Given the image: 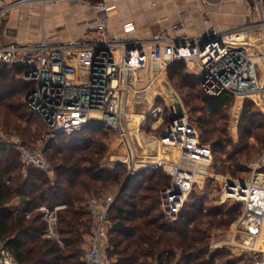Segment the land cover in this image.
<instances>
[{"label": "built area", "instance_id": "2783aa9c", "mask_svg": "<svg viewBox=\"0 0 264 264\" xmlns=\"http://www.w3.org/2000/svg\"><path fill=\"white\" fill-rule=\"evenodd\" d=\"M28 1L30 0H16L0 5V64L6 65L10 70H19L21 77L33 84L25 101L40 116L47 130L42 134V144L39 146L22 142L13 145L20 154L23 174L30 165L50 172L46 148L55 138L64 133H74L90 124H100L103 128L116 132L123 142L126 149L123 161L129 174H134L138 165H159L169 169L173 180L160 190L161 209L166 217L177 220L194 183L201 176L192 179V169H201L196 163L198 160L202 166L206 163L209 165L212 158L210 150L200 144L195 127L183 112L172 117L164 130L166 135H161V142L166 143L175 127H179L177 133L180 137L190 129L195 131L196 145L207 151L205 159L192 158L197 159H190L196 165H190L187 162L189 151L180 143L168 144L171 148H179V157L176 159L179 162L166 159L169 163L172 162L171 166L164 159L152 157L150 160L151 157L141 155L137 144L138 142L143 147L141 140L137 137V142L135 141L131 132L132 122L123 111L124 96L130 90L143 93L151 89L158 90L154 92L156 99L160 97L166 100L159 91L163 85L171 88V95H175L182 103L177 91L166 81L165 73L170 64L183 60L196 68L201 88L208 95L216 96L226 92L236 99L242 96L243 99L264 102V43H256L253 34V30H264V0H253L255 18L239 28L219 30L211 26L205 34L193 37L178 32L182 25L176 24L169 29L161 28L149 39L138 43L109 32L107 3L106 0H99L90 3L100 13L97 23L78 38L59 43L47 37L5 41L4 38L9 36L7 22L12 9L15 5ZM133 28V23L125 25L126 30ZM164 80L166 82L160 85ZM169 109L173 111L171 106ZM154 112L158 114L160 109L154 108ZM162 118L163 115L160 114L159 121ZM181 119L183 122H178ZM178 140L181 142L182 139ZM258 157L256 163L250 166L253 171L250 176L243 180L226 178L221 184L222 201L236 199L243 204L239 217L232 224V234L224 242L241 247V257L235 264H264V242L260 239L264 228V172H261L264 167V151ZM177 163L188 167V170L179 167ZM181 171L189 174L185 182H181L182 177H178ZM205 173L208 178L214 176L210 172ZM205 184L201 188L200 197L207 203L216 197V185L213 179ZM117 194L105 199L98 196L88 199L87 210L93 226L92 231L85 235L82 255L84 264L114 262L108 240L112 226L109 213ZM65 207V203L54 206L41 204L27 216L30 217L35 211L41 212L46 222L43 237L58 239V212ZM235 237L239 238L238 242ZM59 241L62 243L60 239ZM0 264H19L4 240H0Z\"/></svg>", "mask_w": 264, "mask_h": 264}, {"label": "trees", "instance_id": "16d2710c", "mask_svg": "<svg viewBox=\"0 0 264 264\" xmlns=\"http://www.w3.org/2000/svg\"><path fill=\"white\" fill-rule=\"evenodd\" d=\"M186 66L185 61L178 60L168 69L184 79L181 86L187 87L186 105L201 113L195 116L198 129L213 141V152H225V133L218 115L225 117L223 107L232 102L233 96L226 92L210 96L196 90L202 89L200 78L185 73ZM32 87L19 70L0 64V106L3 104L7 115L5 127L21 134L22 143L33 141L35 136L23 121L40 118L25 101ZM260 116L247 100L239 125L242 144L228 154L230 163L226 167L234 173L241 170V157H251L254 145L244 138L254 137L264 144ZM103 129L100 124H92L70 137L60 135L57 145L51 142L46 148L51 173L30 165L23 174L19 152L13 145L0 144V240L14 252L19 264H84L85 235L93 226L88 199L111 187L119 192L128 174L121 163L114 170L102 165L108 148L101 137ZM151 169L131 174L111 205L108 240L113 264H220L218 253L209 249V229L234 222L241 213L239 204L224 210L206 207L205 200L197 197L192 204L184 205L178 220L169 222L161 209L160 190L170 176L163 167H158L156 174ZM59 203L66 204L58 212L59 238L43 237L46 222L41 212L35 211L30 217L27 214L41 204Z\"/></svg>", "mask_w": 264, "mask_h": 264}, {"label": "rangeland", "instance_id": "374dc122", "mask_svg": "<svg viewBox=\"0 0 264 264\" xmlns=\"http://www.w3.org/2000/svg\"><path fill=\"white\" fill-rule=\"evenodd\" d=\"M253 34L255 35V40H257L256 43L261 44L264 43V34L262 30H257L254 31ZM264 48V47H263ZM261 49V48H260ZM169 68V67H168ZM187 70V66L185 69V73ZM174 70H169L167 69L165 76H166V81L171 84L173 89L177 91L178 95L181 98L182 101V110L187 114L188 116V121L190 124H192L198 134V139L200 144L204 145L205 147H208V150H210L211 153V162L209 165L205 164L203 167L206 169V172H210L211 174H214L213 177H207L208 175L205 173L204 175H201L199 178H197L196 183H194L193 189L191 193L187 196L184 205L187 202H192L197 199V197L201 196V188L206 186V182H210L212 179L215 183V191L214 195L216 196L213 201H208L205 203L206 207H222L224 210H226L228 207L232 206L233 204H239L241 207L240 210H242L243 204L241 201L236 200V199H230L226 201H222L221 196H220V189H221V184L223 180L226 178L232 179V180H238V179H245L248 176L252 174V168L250 167L252 164H255L256 161L258 160V156L264 151V144L258 142L254 137L250 138H244V140H248L251 144H253L252 148V153L250 158H244L241 157V162H242V167L241 170H237L236 173L232 172L230 168L227 169V165L230 163V160L228 159V154L231 152H234L235 148H238L242 143L240 139V131L242 129L240 125V119L242 117L243 113V107L245 102L248 100L249 102L252 103V108L257 111L258 113L261 114L260 117H258V121L261 120V122H264V102L261 100H257L258 102H255L251 98H238L236 99L233 97V100L230 104L227 106L223 107L222 114L225 115V117H219L218 119V124L221 125L225 133V143H226V150L225 152H213V141H210L206 139L204 133L198 129V124L195 116H198L201 113H196L191 111L190 107L186 105V90L187 87H182V81L181 75L179 73L173 74ZM263 73V72H262ZM189 75V74H188ZM191 76V75H190ZM262 77V76H261ZM262 80L264 78L262 77ZM165 80L160 83V85L163 82H166ZM137 83V81L135 80ZM264 83V82H263ZM161 89L159 91L164 95L166 100H162L160 97L159 99H156L154 96V92L158 91H152L151 89L147 90L146 92L143 93H135L133 90H130V93H126L124 96V100H126L129 104V109L134 110L135 113L137 114L138 120H133L132 123V134L133 137L135 138V141L138 138L141 140V144L143 147L138 144V152L141 155H146L148 157H151L150 160L154 158H161V150L162 146L164 145L161 142V135L163 131L166 129L168 124L171 122L174 111H170L169 109V100L167 99V96L172 94V89L166 88L165 86L161 85ZM154 88V87H153ZM165 90H164V89ZM196 90L202 92L205 95H208L205 93L202 89H199L195 87ZM241 99V100H240ZM136 100L138 102H136ZM125 102V101H124ZM135 102V103H133ZM243 102V103H242ZM159 108L160 112L157 114L156 112L153 113L154 108ZM239 107V109H238ZM162 114L163 118L161 121H159L158 117L159 115ZM141 115V116H140ZM143 115V116H142ZM6 113L3 110V104L0 106V144H5V145H17L20 142H22V137L21 134H19L17 131L13 129V131L7 130L6 129ZM140 116V117H139ZM216 117V118H218ZM128 119H132V116L130 117L128 115ZM133 124L135 127H133ZM22 125L28 126L32 132L35 133L34 140L29 141V139L26 137V145H34V146H39L42 144L41 142V136L43 133L47 132L45 125L43 124L42 120L40 118H36L35 116L32 117V119L27 122V120H24ZM92 125V124H90ZM89 125L85 128H88ZM140 130H139V129ZM84 129V128H83ZM104 131L101 132L103 136H101L105 142L107 143V152L105 154V157L103 158L102 165L106 168H110L114 170L117 168V166H120V163L123 165L125 170L128 173L127 166L124 163L123 159L125 158L126 155V149L123 144V142L120 140L118 137V134L114 131H110L107 129H103ZM80 131V130H79ZM78 132V131H77ZM75 133V132H74ZM74 133L67 134L69 137L72 136ZM61 137V136H60ZM60 137L58 136L57 138L54 139V145H57L59 141H61ZM153 139V140H152ZM157 141V142H156ZM159 141V143H158ZM158 143V144H157ZM154 144V145H153ZM52 144V146H54ZM169 158L168 160H176L179 157V148L177 149L176 147H169ZM181 153V152H180ZM46 158L48 159V156L46 154ZM163 157L161 158V160ZM187 162L193 166H195V162H192L190 159L187 160ZM186 169V166L181 165ZM158 167H163V171L166 172L169 176L170 179L168 180L169 182H172L173 177L170 175L169 169L164 167V166H147V167H141V165H138L136 167L134 174H136L138 171L145 169V168H152L151 171L154 170V174H156V171L158 170ZM226 167V168H225ZM123 169V168H122ZM195 169V168H193ZM261 172H264V167L261 168ZM131 174H127V176ZM189 176L188 174H183L181 175V181L185 182ZM216 177V179H215ZM216 180V181H215ZM163 187V186H162ZM118 190L116 187H111L106 191H103L99 193L97 196L101 197L102 199H105L107 196L112 195L115 196L117 194ZM184 207V206H183ZM182 207V208H183ZM182 210V209H181ZM206 212V209H204ZM181 212V211H180ZM165 215V214H164ZM226 216V214H225ZM180 217V213H179ZM178 217V219H179ZM165 218L169 222H175L176 220H171L169 217ZM177 219V220H178ZM232 223L229 225H219L215 226L211 229H209V249L210 252H216L218 253V262L220 264H225V263H235L239 261L240 256V251L241 247L235 245V244H225V241H228L232 234ZM207 224H204V227H207ZM236 238V237H235ZM239 238H236V241L238 242ZM264 242V241H263ZM214 243V245H213ZM217 243V244H216ZM220 243V244H219ZM213 245V246H212Z\"/></svg>", "mask_w": 264, "mask_h": 264}, {"label": "crops", "instance_id": "0c3cea01", "mask_svg": "<svg viewBox=\"0 0 264 264\" xmlns=\"http://www.w3.org/2000/svg\"><path fill=\"white\" fill-rule=\"evenodd\" d=\"M13 1L16 0H0V5ZM91 2L94 1L30 0L15 5L7 22L9 36L4 39L27 41L47 37L59 43L78 38L95 26L100 15L91 7ZM106 3L109 32L133 43L176 24L182 25L178 32L194 37L205 34L211 26L232 30L255 18L253 0H106ZM128 23H133L134 28L126 30ZM186 65L187 74L199 77L191 63ZM160 152L171 166L172 162L166 160L169 149L162 148ZM199 163L201 169H194L192 179L206 172Z\"/></svg>", "mask_w": 264, "mask_h": 264}, {"label": "bare ground", "instance_id": "6f19581e", "mask_svg": "<svg viewBox=\"0 0 264 264\" xmlns=\"http://www.w3.org/2000/svg\"><path fill=\"white\" fill-rule=\"evenodd\" d=\"M254 31H257V29L256 30H253V32ZM262 31H263V34H264V30H262ZM238 98H242L243 99L242 96H239ZM167 99L169 100V104H170L172 110L174 111V114L175 115L178 116L179 114H183L184 111L182 110V108H183L182 107V104H181V102L179 100H177V98H176L175 95H169V96H167ZM126 102L127 101L125 100V102L122 105L123 111L125 113H127L130 117L132 116V119H130V121L133 123V120H138V117H137V114L138 113H135L134 110H131V112H129L130 111L129 104L126 103ZM238 109H239V107H238ZM178 122H183V120L181 119V121H178ZM184 122H185V118H184ZM179 124L181 125V123H179ZM133 127H135L134 124H133ZM178 129H179V127H175V129L171 133L170 137H168L166 139V143L164 145H160V146H162V148H169V145L168 144H174L175 145V144H179L180 143L181 146H183V147H185V148L188 149L189 154H190V157H188V159L195 160V161L197 159H205L204 156L207 154V151H205L204 149H201L200 147H198V145H196L197 144V138L194 135L195 134V131H192L190 129H187V133L184 134V135H182L180 137V135H178V133H177L178 132ZM178 139H180V140L182 139L181 142ZM158 143H159V141H158ZM181 146H180V148H181ZM181 153H182V151H181ZM161 156L164 159L165 155L164 154L163 155L161 154ZM192 158H197V159H192ZM198 162H201V161L198 160L196 163L198 164ZM179 167H182V166L180 165ZM186 170H188V167H186ZM192 172L194 173V169H192ZM183 174H186V172L185 171L179 172L178 177H181V175H183ZM187 178H188V176H187ZM260 239H261V241H264V228H263V231H262V234H261V238Z\"/></svg>", "mask_w": 264, "mask_h": 264}, {"label": "water", "instance_id": "95a60500", "mask_svg": "<svg viewBox=\"0 0 264 264\" xmlns=\"http://www.w3.org/2000/svg\"><path fill=\"white\" fill-rule=\"evenodd\" d=\"M174 117H176V115L173 114V118H174ZM163 135H164V136L166 135V132H165V131L163 132ZM129 177H130V175H128L127 178L125 179L124 184H123L122 187L120 188L119 192H120L122 189H124V188L126 187V185H127V183H128V180H129ZM119 192H118V193H119Z\"/></svg>", "mask_w": 264, "mask_h": 264}]
</instances>
